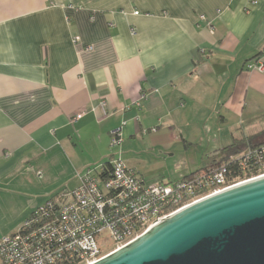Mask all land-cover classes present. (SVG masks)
I'll return each mask as SVG.
<instances>
[{
  "label": "crops",
  "instance_id": "crops-1",
  "mask_svg": "<svg viewBox=\"0 0 264 264\" xmlns=\"http://www.w3.org/2000/svg\"><path fill=\"white\" fill-rule=\"evenodd\" d=\"M243 137L264 143V0H0V237L110 159L140 174L130 143L200 167Z\"/></svg>",
  "mask_w": 264,
  "mask_h": 264
},
{
  "label": "built area",
  "instance_id": "built-area-1",
  "mask_svg": "<svg viewBox=\"0 0 264 264\" xmlns=\"http://www.w3.org/2000/svg\"><path fill=\"white\" fill-rule=\"evenodd\" d=\"M121 140L120 130H113L110 147ZM263 176L264 143L230 154L218 166L153 184L114 158L108 168L87 170L74 189L48 198L16 232L1 236L0 264H92L171 214Z\"/></svg>",
  "mask_w": 264,
  "mask_h": 264
},
{
  "label": "water",
  "instance_id": "water-1",
  "mask_svg": "<svg viewBox=\"0 0 264 264\" xmlns=\"http://www.w3.org/2000/svg\"><path fill=\"white\" fill-rule=\"evenodd\" d=\"M92 264H264V176L171 214Z\"/></svg>",
  "mask_w": 264,
  "mask_h": 264
},
{
  "label": "rangeland",
  "instance_id": "rangeland-1",
  "mask_svg": "<svg viewBox=\"0 0 264 264\" xmlns=\"http://www.w3.org/2000/svg\"><path fill=\"white\" fill-rule=\"evenodd\" d=\"M175 146L176 147H173V149L170 151H165L163 149L152 150L141 142H134L124 146L123 148L124 150H130L137 156L136 161L140 169V174H143L144 177H146L148 184H153L158 182V180L162 177L166 176V172L169 169H171V171L174 169H184V173L188 172L187 174H190L191 172L196 171V169L199 167L200 151L198 148H190L185 150L179 144H176ZM118 150H122V146L120 147V145H117L113 147L114 152H118ZM201 150L204 151L202 148ZM172 152H174V154L169 155ZM116 154L117 153H115V155ZM91 171H94V169H91ZM181 176L182 175L180 173L176 174L174 175L173 179L176 180ZM53 195L54 194L52 193L50 196Z\"/></svg>",
  "mask_w": 264,
  "mask_h": 264
},
{
  "label": "trees",
  "instance_id": "trees-1",
  "mask_svg": "<svg viewBox=\"0 0 264 264\" xmlns=\"http://www.w3.org/2000/svg\"><path fill=\"white\" fill-rule=\"evenodd\" d=\"M259 144H261V143L256 141L254 137H243L240 139H233V141L229 145L219 149L218 151H214V153L205 157L204 160L202 161L200 167L196 171L201 170V169H207L210 167L218 166L223 161L226 160L228 155L238 153V152L242 151L244 148H246L247 146L259 145ZM111 161H112V159H110L109 161L105 162L102 165L105 168H108V167H110ZM196 171H194V172H196ZM192 173H190V174H192ZM61 193H63V192H58L53 196H56V195L61 194ZM53 196H51V197H53ZM51 197H49V198H51Z\"/></svg>",
  "mask_w": 264,
  "mask_h": 264
}]
</instances>
